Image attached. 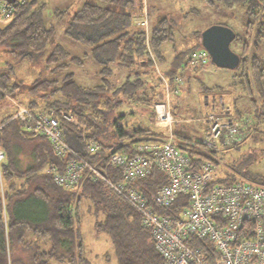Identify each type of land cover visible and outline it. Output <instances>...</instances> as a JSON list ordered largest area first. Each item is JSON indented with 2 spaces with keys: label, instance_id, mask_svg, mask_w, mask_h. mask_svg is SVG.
I'll return each mask as SVG.
<instances>
[{
  "label": "trees",
  "instance_id": "16d2710c",
  "mask_svg": "<svg viewBox=\"0 0 264 264\" xmlns=\"http://www.w3.org/2000/svg\"><path fill=\"white\" fill-rule=\"evenodd\" d=\"M204 1L213 8H232L238 4L244 7L247 37L241 40L239 50L233 49L240 56V65L236 68L240 71L234 74L230 86L240 87L250 100L249 111L241 112L233 99L236 117L246 119L252 130L264 128L261 84L264 67L258 52L264 42V0ZM10 5L13 7L11 18L0 24L1 51L8 55L5 68H0V101H9L0 110V150L4 155L0 161V264H88L79 232L82 203L95 217L94 228L108 234L116 264H165L155 250L150 229L142 226L133 207L100 180L85 178L78 192L56 185L50 172H45L44 168L53 164L63 170L67 157L56 155L44 135L26 134L21 129L20 120L9 118L17 109L14 101L24 104L32 114L53 111L57 115L60 109H64L77 120L73 123L60 118L63 135L70 146L81 150L83 138H86L98 140L103 152H129L131 145L146 138L153 127L123 124L121 118L125 115L116 109L127 100L143 102L150 107L151 102L160 97L157 96L158 77L153 76L155 68L148 50L158 63L164 60L162 45L173 39L174 21L171 17L160 16L155 22H149L147 7L138 0H85L72 13L70 23L88 28L102 24L96 29L94 39L85 40L94 53L105 59L101 67L105 75L92 85L77 83L74 73L69 70L57 79L37 76L25 81L14 77L15 62L32 60L42 54L52 40L54 28L44 22V0H16ZM134 8L141 15L145 8L147 38L144 27L134 21L137 15L132 11ZM76 37L83 39L79 34ZM236 38L237 33L234 40ZM199 47H202L201 43ZM190 51L193 50L189 47L175 53L174 60L164 71L169 79ZM207 60L210 61L209 56ZM46 61L64 69L70 61L79 64L82 59L71 56L68 50L55 44ZM108 63L127 69L121 83L114 85L108 79ZM205 89L212 93L215 89L223 91L219 87ZM179 135L183 142L187 140L196 144L201 137ZM185 150L198 161L211 159L215 164L218 162L214 150L207 152L190 147ZM89 158L93 160V157ZM236 170L238 173L222 168V174L214 181L232 183L247 179L264 184L260 173ZM113 171L108 167V174L115 177ZM150 172L134 183L149 204L156 188L167 180L165 172L155 167ZM183 203V195H179L171 207L157 210L164 214L175 212ZM72 205L77 209L74 215L69 211ZM190 241H194L193 246H200L205 254L210 252L211 244L203 239L191 237Z\"/></svg>",
  "mask_w": 264,
  "mask_h": 264
},
{
  "label": "built area",
  "instance_id": "2783aa9c",
  "mask_svg": "<svg viewBox=\"0 0 264 264\" xmlns=\"http://www.w3.org/2000/svg\"><path fill=\"white\" fill-rule=\"evenodd\" d=\"M12 12V5L0 0V20H8ZM135 22L144 27L147 38L145 8ZM148 51L158 73L161 92L152 104L154 132L133 143L129 152H103L98 140L86 138L81 150L70 146L63 135L60 118L73 123L77 120L64 109L57 115L53 111L32 114L24 104L14 101L17 109L9 119L20 120L26 134L44 135L56 155L67 157L63 170L53 164L44 168L56 185L73 191L87 177L100 180L133 207L142 226L150 229L155 250L165 264H264V184L247 179L216 182V164L211 159L198 161L185 150L190 147L210 152L217 151L221 143L231 146L246 134L244 130L249 127L246 119L232 116L221 97L209 95L204 98L205 130L198 144L180 143L174 135L175 116L170 94L178 91L187 65L204 63L209 54L203 47L190 51L184 58L180 75L173 74L169 79L159 70L151 50ZM3 157L0 150V161ZM108 167L114 170L115 177L108 174ZM154 167L165 172L167 180L156 188L149 204L134 183L150 174ZM179 195H183L184 203L177 211L158 212L159 208L171 207ZM69 211L74 215V205ZM191 237L210 243V252L205 254L200 246H193Z\"/></svg>",
  "mask_w": 264,
  "mask_h": 264
},
{
  "label": "rangeland",
  "instance_id": "374dc122",
  "mask_svg": "<svg viewBox=\"0 0 264 264\" xmlns=\"http://www.w3.org/2000/svg\"><path fill=\"white\" fill-rule=\"evenodd\" d=\"M44 1L46 5L42 15L45 24L54 28L52 40L46 45L44 52H42V54H37L32 60L23 59L21 61H16L14 64V77L21 78L25 81H31L37 76L57 79L62 77L64 73L69 70L74 73L73 78L79 84L92 85L98 83L105 75L101 71V67L105 64V59H101L94 53L85 39H94V36H96L94 35L96 29L98 30L102 24L89 26L88 28L85 25L70 23L72 13L76 11L85 0ZM138 1L142 2L145 8L147 7L149 22H155L160 16L171 17L172 21H174L173 39L163 43L162 49L164 50L163 55L165 58L158 64L159 70L164 75H166L164 71L168 69L166 66L172 63L175 58V53L189 47L191 50L199 47L200 33L210 24L222 23L235 30L238 34V38L231 41V48L234 50H239L241 40L247 37V18L244 13V7L239 4L232 6V8H224L221 6L213 8L204 0ZM61 10L64 12L57 14V12ZM132 11L137 14L135 16L136 19L141 16V14L137 12V9L134 8ZM7 21L8 20H0V24H4ZM78 34L82 36L83 39L76 37ZM55 44H59L64 49L68 50L71 56L80 57L82 62L78 64L70 61L68 67L64 69L57 66V64H49L46 61V56L53 50ZM258 52L264 67V42L260 45ZM7 60L8 55L1 51L0 47V68H5L6 64L4 62ZM206 65L208 66V70L204 69L206 66L202 69H198L195 72V78L188 79L191 81H189L185 89L183 85H178V91L171 92L170 94L171 96L169 99L172 113H174L177 118L174 127L178 135L197 136L198 127L201 124L200 119L206 114V106L202 98L203 96L209 97V95L213 94L210 91H206L205 88H217L214 84H221L220 90H223L221 94L224 102H227L228 99L231 102L233 97V99L237 101L238 108L241 112H248L250 109V100L244 95L240 87H225L232 82V77L234 74L239 73L240 69L216 67L210 61H208ZM182 66L183 60L175 67L174 74L180 75ZM193 67V65H187L185 70V72L191 70L190 73L187 71L190 77H192L191 74L194 72ZM108 68L110 71L107 77L114 85L124 80L127 69L113 63H108ZM154 75H156L157 79L158 73L155 69L153 76ZM157 80L159 81V79ZM261 84L264 92V76ZM158 86H160V83ZM203 91L206 92L204 95L201 94ZM10 100L11 102L14 101L13 99ZM7 102L9 101H0V110L6 106ZM141 107L146 108L148 106L139 101L127 100V102H124L123 105L116 109L118 113L125 115V117L121 118V123L132 126L135 119L133 115H135L136 110L139 108L141 109ZM231 115L235 116L234 111ZM244 132L246 133L244 137L232 143L231 146L223 145L222 143L219 145L220 147L216 151V157L218 159L216 169L218 175L222 174L220 171L222 168H227L231 172H237L236 168H238V170L242 171L248 169L253 173H260L264 178V128L258 127L252 130V128L248 127ZM79 189L74 191L78 192ZM76 212L77 209H75L74 214H76ZM79 213V232H81L82 241L85 246L84 250L88 264H116L113 244L108 234L104 231H97L94 228V222L96 221L95 217L91 212H87L83 207V203L79 207Z\"/></svg>",
  "mask_w": 264,
  "mask_h": 264
},
{
  "label": "water",
  "instance_id": "95a60500",
  "mask_svg": "<svg viewBox=\"0 0 264 264\" xmlns=\"http://www.w3.org/2000/svg\"><path fill=\"white\" fill-rule=\"evenodd\" d=\"M13 3L16 0H5ZM236 32L230 26L222 23L210 24L200 33L201 46L209 54L210 62L216 67L225 69L237 68L240 56L231 48V41Z\"/></svg>",
  "mask_w": 264,
  "mask_h": 264
},
{
  "label": "crops",
  "instance_id": "0c3cea01",
  "mask_svg": "<svg viewBox=\"0 0 264 264\" xmlns=\"http://www.w3.org/2000/svg\"><path fill=\"white\" fill-rule=\"evenodd\" d=\"M206 63H208V60L205 62V63H203V64H201V65H194L195 67H193L194 68V72H192V77H190L189 76V74L188 73H190L191 72V70H187L188 71V73H187V71L185 72V74H184V76L182 77L183 79H182V82L181 83H179V86L180 85H183L184 86V89H185V87H186V85L187 84H189V81H191V80H188V79H190V78H195L194 77V75H195V72L198 70V69H202V68H204V66H206L204 69L205 70H208V66L206 65ZM159 64V63H158ZM168 66L169 65H167L166 67L168 68ZM188 74V75H187ZM187 77V78H186ZM235 78H234V76L232 77V81L234 80ZM187 80H188V82H187ZM158 84H159V81H158ZM230 84H231V82H230ZM230 84L229 85H227V86H225V87H230ZM214 86L215 87H219V88H221V84H214ZM158 88L160 89V86H158ZM157 88V89H158ZM159 89L157 90L158 92L157 93H159V95L158 96H160V91H159ZM173 92H175V91H173ZM172 92V93H173ZM206 92H201V94L202 95H204ZM210 93V92H209ZM224 93V92H223ZM213 96H215V98H219V97H223L222 96V94H221V92L220 91H217V90H214V92H213V94H212ZM171 96V95H170ZM204 96H203V100H204ZM223 99V98H222ZM169 102H170V99H169ZM223 102H224V100H223ZM152 104L154 103L153 101L151 102ZM203 103H204V105H205V100L203 101ZM225 103V105L226 106H228L230 109V111H234V113H235V116H236V110L234 109V103H233V97H232V100H231V102L229 101V99L227 100V102H224ZM152 104L150 105V107H146V108H139V109H137L136 110V113H135V115H133V116H135V119H134V124H140V125H144V126H152L153 128H152V130H151V133L152 132H154V126H153V119H154V114H153V111H152ZM206 106V105H205ZM175 116V121H174V123H176L177 122V118H176V115H174ZM204 117V116H203ZM202 117V118H203ZM202 118L200 119L201 120V124L199 125V127H198V132H197V135H201L203 132H204V130H205V123H203V121H202ZM152 124V125H151ZM174 125V124H173ZM174 135L176 136V139L180 142V143H182L183 142V138L180 136V135H178L177 134V132H176V130H175V127H174ZM151 133H149V134H147L146 136H148V135H150ZM145 136V137H146Z\"/></svg>",
  "mask_w": 264,
  "mask_h": 264
}]
</instances>
